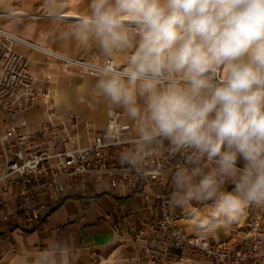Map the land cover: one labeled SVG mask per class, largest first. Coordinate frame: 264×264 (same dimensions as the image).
I'll return each instance as SVG.
<instances>
[{"label": "clouds", "instance_id": "obj_1", "mask_svg": "<svg viewBox=\"0 0 264 264\" xmlns=\"http://www.w3.org/2000/svg\"><path fill=\"white\" fill-rule=\"evenodd\" d=\"M57 18L63 39L101 58L97 99L122 110L131 133L122 162L154 166L165 141L169 156H183L171 203L197 230L228 228L264 205V0H88L76 19ZM194 201L212 204L193 212ZM76 257L57 244L33 264Z\"/></svg>", "mask_w": 264, "mask_h": 264}, {"label": "built area", "instance_id": "obj_2", "mask_svg": "<svg viewBox=\"0 0 264 264\" xmlns=\"http://www.w3.org/2000/svg\"><path fill=\"white\" fill-rule=\"evenodd\" d=\"M19 46L30 47L68 68L82 70L96 77L93 63L38 47L21 36L0 28V206L8 200L14 186L18 192L10 200L18 204V213L0 211V221L23 216L28 230L41 226L38 211L40 198L53 188L66 190L72 179L109 177L114 185L123 182L130 189H147L161 181L166 172H175L184 163L181 154L169 156L167 141L156 164L138 171L122 162L121 153L129 147V125L120 112L110 110L103 131L88 127V143L82 145L77 118L64 121L56 117L49 92L37 88L29 58ZM44 100L46 122L39 127L19 123L23 113ZM125 134H127L125 136ZM125 136V138H124ZM154 218L134 230L133 241L139 246V259L145 264H264V205H251L245 227L235 228L226 241H216L204 234L189 235L182 218L171 211L170 186L164 185L157 197Z\"/></svg>", "mask_w": 264, "mask_h": 264}, {"label": "crops", "instance_id": "obj_3", "mask_svg": "<svg viewBox=\"0 0 264 264\" xmlns=\"http://www.w3.org/2000/svg\"><path fill=\"white\" fill-rule=\"evenodd\" d=\"M63 15L32 17L20 12L4 13L0 14V28L39 47L66 56L101 61L93 45L61 37V32L67 25L57 17ZM77 17H70V20ZM19 49L31 62L38 90L49 92L48 102L54 104L57 119L67 121L77 118L81 121L79 130L83 136L82 145L88 143L87 125L97 131L105 129L111 109L97 99L94 89L96 77L76 68H68L30 47L19 46ZM48 102L38 101L23 113L18 122H24L29 127H39L48 118ZM128 139L131 140V133ZM237 166L242 168L244 162L239 161ZM2 172L0 159V176ZM173 174L172 171L166 172L161 181L141 190L130 189L123 182L114 185L109 177L101 180L87 177L84 182L72 179L70 186L64 191L57 188L49 190L40 198L38 218L41 226L38 230H28L23 216L9 223L0 221V264H33L38 253L57 244L76 250L74 264H145L140 261L139 246L133 241L134 230L153 220L157 197L162 193L164 185L170 186L172 195ZM224 187L225 190L232 191L234 185L226 183ZM18 189V186H14L10 195L3 196L8 202L5 207L0 206V211L18 213V204L10 200ZM1 200L2 197L0 202ZM211 204L212 201H194L192 211L195 212L197 208L204 212ZM171 211L181 216L182 227L189 235L204 234L216 241L228 240L235 228L245 227L248 223L244 215L228 228L216 225L200 231L195 227L196 220L188 219V209L172 205Z\"/></svg>", "mask_w": 264, "mask_h": 264}, {"label": "rangeland", "instance_id": "obj_4", "mask_svg": "<svg viewBox=\"0 0 264 264\" xmlns=\"http://www.w3.org/2000/svg\"><path fill=\"white\" fill-rule=\"evenodd\" d=\"M87 6L88 0H0V14L20 12L32 17L64 14L63 18H72L86 11Z\"/></svg>", "mask_w": 264, "mask_h": 264}, {"label": "bare ground", "instance_id": "obj_5", "mask_svg": "<svg viewBox=\"0 0 264 264\" xmlns=\"http://www.w3.org/2000/svg\"><path fill=\"white\" fill-rule=\"evenodd\" d=\"M63 16H65V15H63ZM63 16H62V17H63ZM63 19H64V20H70V18H66V17H64ZM36 46H37V45H36ZM37 47H38V46H37Z\"/></svg>", "mask_w": 264, "mask_h": 264}]
</instances>
